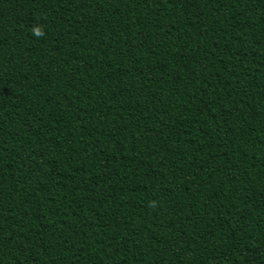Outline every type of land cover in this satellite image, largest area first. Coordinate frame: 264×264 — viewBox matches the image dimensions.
Listing matches in <instances>:
<instances>
[{"label": "trees", "instance_id": "trees-1", "mask_svg": "<svg viewBox=\"0 0 264 264\" xmlns=\"http://www.w3.org/2000/svg\"><path fill=\"white\" fill-rule=\"evenodd\" d=\"M0 264H264V0H0Z\"/></svg>", "mask_w": 264, "mask_h": 264}]
</instances>
